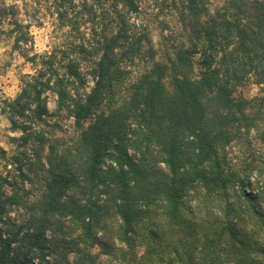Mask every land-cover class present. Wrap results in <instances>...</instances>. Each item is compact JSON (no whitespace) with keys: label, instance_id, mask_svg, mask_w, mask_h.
Segmentation results:
<instances>
[{"label":"trees","instance_id":"1","mask_svg":"<svg viewBox=\"0 0 264 264\" xmlns=\"http://www.w3.org/2000/svg\"><path fill=\"white\" fill-rule=\"evenodd\" d=\"M168 3L184 39L163 56L140 0H51L64 40L28 56L29 28L0 0V34L34 67L5 104L20 136L0 149L16 173L0 172V264H96L91 249L133 251L141 234L174 252L167 264H264V0ZM48 95L73 121L61 150L35 129ZM65 217L87 247L66 239Z\"/></svg>","mask_w":264,"mask_h":264},{"label":"rangeland","instance_id":"2","mask_svg":"<svg viewBox=\"0 0 264 264\" xmlns=\"http://www.w3.org/2000/svg\"><path fill=\"white\" fill-rule=\"evenodd\" d=\"M5 2L8 5H16L18 7L20 21L29 28L28 32L32 39V44L30 47H25L28 51V56L43 54L64 40V34L58 27V21L54 15L51 0H5ZM140 4L137 22L149 30L155 49L158 50L160 56H163L162 54L165 51H169L172 44H177V42L184 39L183 30L178 24V20L173 9L170 8L171 5H169L168 0H140ZM33 73L34 67L20 53L14 51L12 37L7 34H0V149L6 151L8 156L12 155L16 148L15 144L11 143V138L19 137L20 132L12 129L11 117L5 109V104L19 94L21 80L25 76L33 75ZM256 92L257 88L252 84L239 89V94L247 99L253 97ZM45 105L48 114H52V116L45 118V124L41 123L39 126H35V129H42L46 133L47 138L58 139L60 144L53 145H55L56 149L58 147V150H61L62 145H71V141L75 137L73 121L67 118L64 112L60 114L55 113L56 104L53 96H47ZM31 148V144L25 147L29 158H32ZM107 164L109 162H106L104 166L106 167ZM0 172L3 175L6 172L10 176L16 175L10 163L1 157ZM248 182L254 185V175L249 177ZM24 188L32 191V194L27 197L28 200L32 201L38 197L39 186L36 183L31 186L25 183ZM235 191L238 193L237 187L233 188L231 194L235 193ZM191 194L200 197L196 192L186 195L184 198L185 213L189 210H194L196 204V201L191 198ZM200 194H202L201 190ZM209 211L212 214L219 212L214 207H210ZM198 213L200 214V212ZM23 215L24 210L16 207H14L11 213V217L19 216L21 218ZM203 215L204 212H201L200 216ZM209 216L212 215L209 214ZM69 218L65 217L61 219L65 226L64 236L67 240L71 239L78 242L79 248L87 247L83 243L85 240L81 236L80 229H74L71 226ZM111 228V226L108 227L107 225L104 234L99 232L98 237L101 238L104 235L103 238L106 240L111 239L113 234L108 232ZM45 237L49 240L51 234L47 232ZM114 242L115 250L111 251V255L104 254L100 247H94L90 250L91 254L95 256L96 264H167L173 258L174 252L171 249L158 251V248L151 240L147 239L145 234H141L139 239L135 240L133 251H125L128 248L124 247L123 244H118L115 240ZM71 257L69 255V260H72ZM45 260L49 261L50 258L46 256ZM31 263L40 264L36 258H33Z\"/></svg>","mask_w":264,"mask_h":264}]
</instances>
